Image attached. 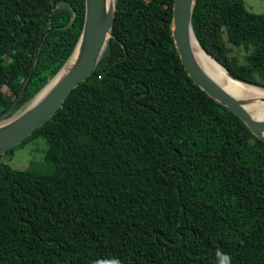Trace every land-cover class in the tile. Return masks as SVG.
<instances>
[{"label":"trees","instance_id":"1","mask_svg":"<svg viewBox=\"0 0 264 264\" xmlns=\"http://www.w3.org/2000/svg\"><path fill=\"white\" fill-rule=\"evenodd\" d=\"M172 4L117 0L93 73L0 155L42 138L51 165L0 160V264H264V141L187 74ZM83 17L84 0H0V118L29 76L15 110L60 69ZM191 24L231 74L264 85V12L195 0Z\"/></svg>","mask_w":264,"mask_h":264},{"label":"water","instance_id":"2","mask_svg":"<svg viewBox=\"0 0 264 264\" xmlns=\"http://www.w3.org/2000/svg\"><path fill=\"white\" fill-rule=\"evenodd\" d=\"M116 3L117 0H114L111 7H106V0H84L83 24L69 57L53 77L35 93L28 103L21 107L22 109L15 110L29 83V76L10 109L0 118V155L23 142L35 129L50 120L72 89L93 73L107 41L112 35ZM194 3L195 0H173L172 4L171 34L181 63L197 86L239 117L258 139L264 141V116H254L248 109L251 104H264V85L246 81L231 74L200 46L205 54L225 69L235 84L229 86L225 82L216 80L205 71L198 62L190 43ZM53 6L55 7L54 2ZM43 37L44 35L41 42ZM37 54L38 50L35 60ZM73 55L74 58L69 63ZM63 69L64 71L61 73ZM56 77H58L56 82L33 102L37 95ZM11 112L13 113L11 114Z\"/></svg>","mask_w":264,"mask_h":264},{"label":"rangeland","instance_id":"3","mask_svg":"<svg viewBox=\"0 0 264 264\" xmlns=\"http://www.w3.org/2000/svg\"><path fill=\"white\" fill-rule=\"evenodd\" d=\"M244 3L247 10L253 13L260 14L264 12V0H244ZM232 54L238 55V58L242 60V49H234L232 50ZM3 91L7 93L6 87L3 88ZM45 148V140L37 138L27 142L22 147L15 148L11 156H1L0 160L8 163L13 169L29 167L34 171L49 172L51 165L43 159Z\"/></svg>","mask_w":264,"mask_h":264},{"label":"bare ground","instance_id":"4","mask_svg":"<svg viewBox=\"0 0 264 264\" xmlns=\"http://www.w3.org/2000/svg\"><path fill=\"white\" fill-rule=\"evenodd\" d=\"M114 3V0H106V7H111ZM190 43L191 47L194 50L195 56L200 63V65L205 69V71L213 76L216 80L220 82H225L229 86L234 85L235 81L231 79V77L228 75V73L225 71V69L218 64L214 59H212L209 55L205 54L203 50L201 49L200 45L198 44L193 31H190ZM74 55L71 57L69 63L73 60ZM68 63V64H69ZM64 71V69L61 71V73ZM60 73V74H61ZM58 77L54 78L34 99L33 102H35L37 99H39L57 80ZM249 112L254 116H264V104L263 105H257V104H251L248 107Z\"/></svg>","mask_w":264,"mask_h":264},{"label":"clouds","instance_id":"5","mask_svg":"<svg viewBox=\"0 0 264 264\" xmlns=\"http://www.w3.org/2000/svg\"><path fill=\"white\" fill-rule=\"evenodd\" d=\"M219 257V264H230V258L227 254H220L218 253Z\"/></svg>","mask_w":264,"mask_h":264}]
</instances>
